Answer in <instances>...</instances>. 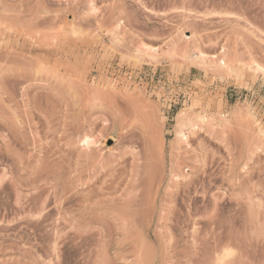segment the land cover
Wrapping results in <instances>:
<instances>
[{
    "label": "rangeland",
    "instance_id": "374dc122",
    "mask_svg": "<svg viewBox=\"0 0 264 264\" xmlns=\"http://www.w3.org/2000/svg\"><path fill=\"white\" fill-rule=\"evenodd\" d=\"M0 264H264V0H0Z\"/></svg>",
    "mask_w": 264,
    "mask_h": 264
},
{
    "label": "bare ground",
    "instance_id": "6f19581e",
    "mask_svg": "<svg viewBox=\"0 0 264 264\" xmlns=\"http://www.w3.org/2000/svg\"><path fill=\"white\" fill-rule=\"evenodd\" d=\"M195 51L197 52V57H198V60H199V62L200 63H202V64H208V63H212V64H214V58H215V56H211V57H209V56H207V55H205L203 52H201L198 48H196L195 49ZM144 52H146V54H149L148 56L149 57H151L150 55H152V53H154L155 52V50L153 49H150V48H145V49H143V53ZM155 54V53H154ZM189 58H191V57H189ZM151 60V59H150ZM222 64H224V62H222ZM261 69V67L259 66L258 67V65L254 68V71H257L258 69ZM252 70H253V68H251ZM228 70H229V68H228ZM231 70V69H230ZM251 70V71H252ZM263 70V69H262ZM211 115V114H210ZM202 117V116H201ZM200 117V118H201ZM224 117V116H223ZM205 118V117H204ZM213 120V119H212ZM226 122H228V121H226ZM181 138H186L183 134H181V136H180ZM85 143H86V145H88L89 144V140L88 139H86L85 140ZM222 259V258H221ZM219 260V259H218ZM220 262H221V260H220Z\"/></svg>",
    "mask_w": 264,
    "mask_h": 264
}]
</instances>
